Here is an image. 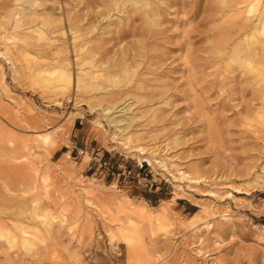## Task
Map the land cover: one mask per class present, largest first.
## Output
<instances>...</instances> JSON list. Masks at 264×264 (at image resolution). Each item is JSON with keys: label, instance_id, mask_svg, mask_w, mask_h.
Listing matches in <instances>:
<instances>
[{"label": "rangeland", "instance_id": "obj_1", "mask_svg": "<svg viewBox=\"0 0 264 264\" xmlns=\"http://www.w3.org/2000/svg\"><path fill=\"white\" fill-rule=\"evenodd\" d=\"M262 15L0 0V264H264Z\"/></svg>", "mask_w": 264, "mask_h": 264}, {"label": "bare ground", "instance_id": "obj_2", "mask_svg": "<svg viewBox=\"0 0 264 264\" xmlns=\"http://www.w3.org/2000/svg\"><path fill=\"white\" fill-rule=\"evenodd\" d=\"M21 1V0H20ZM254 1H256V0H254ZM19 2V1H18ZM250 2H251V0H250ZM24 3V2H23ZM45 3V2H44ZM34 4V3H33ZM248 5H249V3H248ZM254 7V4H250V6H249V10H252V8ZM20 8H21V6H20ZM106 12V11H105ZM250 11H248V13H249ZM69 15V14H68ZM16 16V15H15ZM19 16V15H18ZM262 16H264V15H262ZM149 21V20H148ZM15 23V22H14ZM262 24H264V23H262ZM21 26V25H20ZM261 29H260V34H264V25H262V27H260ZM41 32V31H40ZM40 32H39V34H40ZM256 32V30L254 29V33ZM16 33V32H15ZM254 33H252L251 34V37H250V39H254L255 40V34ZM42 34V33H41ZM21 35V34H20ZM38 36V35H37ZM16 38V37H15ZM5 39V38H4ZM250 39H248V40H250ZM75 41V40H74ZM256 41V40H255ZM249 42V41H248ZM252 44L253 43H248L247 44V46H249V47H251L252 46ZM7 47V46H6ZM5 47V48H6ZM75 50V49H74ZM5 52V51H4ZM7 53V52H6ZM5 53V54H6ZM4 54V55H5ZM7 54H9V53H7ZM6 54V55H7ZM5 55V56H6ZM8 56V55H7ZM247 61V60H246ZM124 66V65H123ZM254 66H255V64L253 63V61H251V60H249L248 62H245V67L247 68V69H252V68H254ZM84 67V66H83ZM16 70V69H15ZM43 77L45 78V80H52V81H54L55 83L53 84V88H55V89H58V90H63V89H65L66 88V86L69 84V83H71L70 82V80H71V69L69 68V66L68 65H66L65 67H52V68H49V69H47V70H45L44 72H43ZM113 78V77H112ZM1 79V78H0ZM62 79L64 80V82L62 81ZM51 82V81H50ZM111 108V107H110ZM109 112V111H108ZM38 135V134H37ZM43 136V135H42ZM48 138V136H45V139H47ZM39 217H41V219L43 220V222L45 223V224H47L48 223V219H47V217H46V215H43V216H39ZM50 223V222H49ZM51 224V223H50ZM19 231H21L22 229L21 228H17ZM27 233H29L27 230H22L21 231V234L22 235H26ZM0 235L2 236V237H4V238H6L8 241H14L15 239H14V235L12 234V232H11V230H8L7 231V229H5L4 230V228L3 229H1L0 230ZM23 244L25 245V247H29L30 246V239H28L27 237H24V239H23Z\"/></svg>", "mask_w": 264, "mask_h": 264}, {"label": "trees", "instance_id": "obj_3", "mask_svg": "<svg viewBox=\"0 0 264 264\" xmlns=\"http://www.w3.org/2000/svg\"><path fill=\"white\" fill-rule=\"evenodd\" d=\"M106 154H108V151H107V150H105V152H104V156H105ZM146 166H147L146 164H143L141 167L143 168V167H146Z\"/></svg>", "mask_w": 264, "mask_h": 264}]
</instances>
